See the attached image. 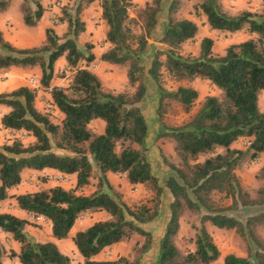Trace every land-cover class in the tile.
I'll list each match as a JSON object with an SVG mask.
<instances>
[{
    "label": "trees",
    "instance_id": "1",
    "mask_svg": "<svg viewBox=\"0 0 264 264\" xmlns=\"http://www.w3.org/2000/svg\"><path fill=\"white\" fill-rule=\"evenodd\" d=\"M97 1L108 27L109 45L99 61L126 67L133 92L108 90L91 69L97 59L94 44L80 45V37L87 29L81 14ZM12 2L0 0V14L7 12ZM262 7L261 12L231 15L223 10L221 0H204L195 5L211 30L249 32L247 40L231 44L221 55L215 54L214 40L207 37L202 40L198 57L182 53L184 45L196 39L200 28L192 19L178 16L181 0H151L144 8L133 0H79L75 6H63L62 15L55 20V25L67 24V32L60 36L54 27H49L45 42L32 48L14 46L0 30V72L39 69L42 89L50 91L52 104L63 115L57 124L51 114L40 110L36 88L23 86L0 94V106L8 109L0 125L34 139L29 145L16 138L0 146V203L16 199L21 210L47 219L53 237L59 241L69 238L85 214L105 213L107 219L95 222L73 238L83 264H140L154 240L153 232L144 225L159 219L164 196L149 154L152 129L146 105L153 85L160 121L158 137L173 139L182 160L180 167L169 164L172 173L166 185L173 197L172 215L156 264H215L221 251L207 224L236 230L244 236L249 232L257 248L252 251L254 244L250 243L247 257L230 254L224 258L225 264H264V242L254 231L264 223V213L246 220L226 213L264 205V197L252 198L237 175L241 167L264 157V111L260 105L264 92V0ZM20 8L28 27H37L46 12L42 0H22ZM152 40L161 46H155ZM62 59L73 77L67 86H54L57 64ZM164 71L179 83L208 81L221 95L207 96L198 113L182 126H168L163 121L166 101L173 100L190 113L200 94L192 86L165 88ZM96 120L105 122L103 133L92 130L91 123ZM240 140L250 141L251 145L234 147ZM47 169L76 176L75 188L57 185L27 194H10L11 189L22 184L25 171ZM111 174H125L130 184L149 191L151 199L130 206L112 182ZM259 176L264 180V167ZM96 180L97 189L85 194L84 189ZM215 195L230 199V207H215ZM187 211L199 219L190 252H184L177 242L181 219ZM32 223L11 213L0 214V229L19 245L15 252L0 240V264L7 257L21 264H73L72 257L63 253L57 243L40 242L30 235L27 227ZM134 235L145 239L138 250L139 260L97 259L107 248L127 242Z\"/></svg>",
    "mask_w": 264,
    "mask_h": 264
},
{
    "label": "rangeland",
    "instance_id": "2",
    "mask_svg": "<svg viewBox=\"0 0 264 264\" xmlns=\"http://www.w3.org/2000/svg\"><path fill=\"white\" fill-rule=\"evenodd\" d=\"M79 0H58L57 3L53 4V7L57 6L58 13H53L51 19L53 21H58L62 15V7L70 4V6H75ZM134 3L138 5L139 8H144L146 2L140 3L137 0H133ZM171 1V0H170ZM204 0H181V8L179 12V17L189 18L195 21L200 28L199 34L195 40L188 42L184 45L182 53L185 56L198 57L201 53V43L204 38H211L214 40V52L217 55L224 54L226 48L234 43H239L247 40L250 37V34L247 30L238 32L236 34L222 33L218 31H213L210 27L204 23L206 18L203 15H198L195 5L202 3ZM22 0H14V7L16 8V13L20 11ZM223 10L231 15H237L244 11L251 12H261L263 10L262 0H221ZM52 7V6H51ZM97 12L99 9L97 3L92 8V14L87 18V20L95 27V30H98L99 36H103V28L100 27L101 24L97 20ZM132 16H136L135 13H132ZM14 17H16L14 15ZM13 17V18H14ZM12 18V19H13ZM14 20V19H13ZM5 27L8 29V32H12L15 23L12 21L4 20ZM59 25V24H58ZM57 25V26H58ZM102 30V31H101ZM156 38L158 36L156 35ZM102 43L103 41L100 40ZM155 46H161L155 40L151 41ZM82 47L84 44L81 45ZM62 59L57 64L56 77L54 78V86H67L72 80L73 74L72 71L67 69L66 61ZM91 69L96 72L103 80L104 86L115 93H128L133 92V89L129 86L126 67L121 66H111L105 65L101 62H94L91 65ZM40 70L35 69L30 72L29 75L25 77H18L12 75L11 79H20L21 83L29 84L31 78H36L40 80ZM164 86L169 90H176L180 86H192L199 91L200 97L196 101L195 107L190 113L184 111L182 106L176 103L173 100H167L166 110L164 113V122L171 127H179L184 123L190 121V119L195 116L200 110L205 98L207 96H219L221 95L220 91L208 81L205 80H195L193 83L186 82H175L170 78V76L164 71ZM5 86L7 84H0V93L5 91ZM19 86L14 84L13 88ZM32 89H35L31 87ZM7 93V92H5ZM155 87L150 86V95L148 97L146 105V115L149 120V124L152 129V136L149 139V148H150V158L152 160L154 170L157 176L161 179V184L164 187V196L161 206V214L157 221L154 223L146 224L144 227L153 232V245L151 250L144 255L141 259L139 257V249L145 243V239L140 235H134L129 241L117 244L110 248H107L99 257L100 260H113L119 257H126L132 261L141 260L140 264H156L157 258L159 255L160 242L163 238L164 231L166 229V224L170 220L172 211L171 203L173 197L169 188L166 185L167 180L171 176V171L169 169V164L174 163L177 166H182V160L180 159L178 153L176 152V142L173 139L169 138H159V115L157 113V97H155ZM50 91L44 89H38L37 97V106L43 112L51 114L52 119L55 123L60 124L63 118V115L54 107L51 99H49ZM261 108L264 111V95L262 96ZM1 112H3L1 110ZM0 112V115H1ZM92 130L94 132L100 133L102 127L99 123L92 124ZM20 139L24 144L29 145L33 142V138L25 132H15V131H5L4 128L0 127V146L6 143L12 142L14 139ZM248 140V139H247ZM241 148L248 147V141L243 140L240 143ZM204 158L201 159L203 161ZM264 167V157L253 161L249 164L244 165L239 170H237V175L239 176L242 186L254 199H261L264 197V180L260 178L261 169ZM60 174H51V175H40V176H28L27 183L31 186L30 190L33 192L49 189L51 187L60 185L66 189L75 188L77 179L72 175H62ZM112 182L126 197L127 202L130 206L135 207L141 203H146L151 199L152 194L145 190L142 186H134L129 183L126 175L115 174L112 176ZM31 183H33L31 185ZM97 189V180L95 183L84 189V193L89 195ZM213 202L215 207L226 208L230 207L231 200L226 199L224 196L215 195L213 197ZM226 213L236 216L241 220H246L251 216H257L264 213V205L254 206V207H242L238 211L227 210ZM86 217V216H85ZM90 217V218H89ZM82 220L77 230H84L88 228L93 222L107 219L108 216L105 213L102 215L89 216ZM31 225L28 226L27 231L30 235L36 234L39 238V241H49L52 237L51 231L49 230V225L47 224H38L37 220H33ZM199 225L198 216L191 212H186L181 219V230L178 237V245L184 252H190L194 249L193 239L196 236V227ZM209 232L212 234L215 242L217 243L220 251L221 258L215 264H225L224 258L230 254H234L240 257H247L250 254V243L254 244L251 239L249 232L246 235H242L236 230H226L218 229L211 224H207ZM255 236L258 237L261 241L264 242V223L258 225L255 229ZM39 234V235H38ZM71 237L65 241L58 242L63 251H66L70 254L73 259V264H83V258L80 254L72 251L71 248ZM9 250L13 248V245L8 246ZM255 244L253 245L252 251H256ZM65 253V252H64Z\"/></svg>",
    "mask_w": 264,
    "mask_h": 264
},
{
    "label": "crops",
    "instance_id": "3",
    "mask_svg": "<svg viewBox=\"0 0 264 264\" xmlns=\"http://www.w3.org/2000/svg\"><path fill=\"white\" fill-rule=\"evenodd\" d=\"M137 1H139L140 3H143V2H146L148 0H137ZM57 2H58V0H42V4L46 8V12H45V15H44L43 19L41 20V22L39 23V25L37 27H28L24 23V19H23V14L21 12V8H20V11L18 13H16V8L14 7V0H13L11 8L7 12L0 14V30L3 32L5 39L7 41L11 42L14 46H16L18 48H32V47L41 46L45 42V40H46V30L49 27H54L55 30L57 31V33L60 36H63L68 30L67 24H59V25L56 24L55 25V21H53V19H51V15L54 12L59 14V12L57 11L58 10L57 6L55 5L53 7V4H55ZM96 3H97V7L99 9V12H97V20L101 24L100 27L103 28V36H99L100 34H98V30H95L93 22L90 23L87 20V18L92 14V8L94 7V5ZM14 15L16 17H14ZM81 18H82L83 21L86 22L87 29H86V32L83 33L81 35V37H80V40H79L80 45H82V44L85 45L88 42L93 43L94 46H95L93 51H94V53H95V55L97 57L95 62H100L99 61L100 56L108 49V46H109L108 43H106V34H107V31H108V27L105 24L104 20L102 19V8H101V5H100V2L97 1V2L93 3L92 5H90L89 7H87L83 11V13L81 14ZM4 20L12 21L13 23H15V26L13 27L12 32H8V29L5 27V24H3V23H5ZM100 40L103 41V42L101 43ZM63 61H66V60H63ZM30 72H32V71H26V70H23V69H20V68H12L9 71L0 72V77H5L4 80L0 82V84H4V83L7 84V86H5V88H4L5 91L2 92V93H5V92L9 93V92H12V91H14V90H16V89H18L20 87H23V86H28L30 88L33 87L31 85L30 81H31V79H36V78H31L30 81H29V84H26V83H21L20 84L21 80L18 79V78H17V80L14 79V78L11 79L13 74H14V76L16 75V76H18L20 78V77H25L26 75H29ZM39 74H40V77H41V72H39ZM36 80H38L40 82L39 79H36ZM18 83H19V86L16 87V88H13V85L14 84H18ZM41 88L42 87H40L38 89H41ZM2 93H0V94H2ZM263 95H264V92L261 95L260 105L262 104L261 102H262V96ZM49 99H51V95H49ZM1 110L3 112H1ZM7 111H8L7 108H5L3 106H0V112H1L0 120H1V118L3 116V114L6 113ZM96 122L101 125L102 130L100 131V133H103L104 130H105V122L102 121V120L93 121L91 123V127H92V124L96 123ZM0 127H2V126L0 125ZM5 131H9V130H5ZM242 141L243 140L238 141L234 145V147L241 148L240 147V143ZM51 174L64 175L62 173H59L57 171L50 170V169H47V170H45L43 172L27 170L23 174V182H22V184L17 186V187H15V188H13V189H11L10 190V194L11 195H21V194L32 193L33 191L30 190L31 186L27 183V177L31 176V175H34V176L42 175V176H44V175H51ZM113 175H115V174H111L110 175L111 179H112ZM72 176L76 178V176H74V175H72ZM32 184L33 183H31V185ZM1 213H11V214H14V215H16L18 217L29 219L30 221H31V218H33V220H37V223L40 224V225L48 223L49 230L51 231L50 233L52 234L51 223L47 219H43L42 220L41 218H36L35 216L29 214L28 212L21 210L19 208V206H18V203H17L16 199H9L7 201L1 202L0 203V214ZM96 215H102V213L94 214V215H91V216H96ZM89 216H90V214H85L83 217H81L77 221L75 227L72 229V231L70 233L69 238L71 237V240H72L71 241V248H72V251L75 252V253H78V250H77V248H76V246H75V244L73 242V238L75 237V235L79 231H82L83 229L82 230H77L76 232H74V231L79 227V225L82 222V220H85V218H88ZM95 222H97V221H95ZM95 222H93L90 226H92ZM27 231H29L28 227H27ZM31 234H32V236H34L39 241V238H38V236L36 234H33V233H31ZM0 240H2L7 245V247L9 245H13L12 250H14L15 252H18L19 245L16 242H14L13 240H11L10 236L5 234L1 229H0ZM49 241L55 242L57 244H58V242H61L59 240H56L53 237V235L49 239ZM63 241H65V240H62V242ZM40 242H44V241H40ZM45 242H48V241H45ZM58 246H59V248L61 249V251L63 253L65 252V254L70 255L68 252L62 250L60 244H58ZM99 257H100V255L97 257V259H99ZM4 264H21V263L17 259H11V258L7 257L4 260Z\"/></svg>",
    "mask_w": 264,
    "mask_h": 264
},
{
    "label": "built area",
    "instance_id": "4",
    "mask_svg": "<svg viewBox=\"0 0 264 264\" xmlns=\"http://www.w3.org/2000/svg\"><path fill=\"white\" fill-rule=\"evenodd\" d=\"M4 78H5V77H0V82L3 81ZM30 83H31V85H32L34 88H36V89H38V88L41 87L40 82H39L38 80H36V79H31ZM248 145H251V142H250V141H248ZM60 177H62V175H61ZM39 218H41L42 220L45 219V218H43V217H39Z\"/></svg>",
    "mask_w": 264,
    "mask_h": 264
}]
</instances>
